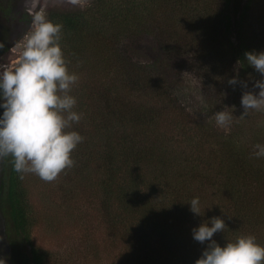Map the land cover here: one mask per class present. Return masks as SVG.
Instances as JSON below:
<instances>
[{"label": "trees", "instance_id": "obj_1", "mask_svg": "<svg viewBox=\"0 0 264 264\" xmlns=\"http://www.w3.org/2000/svg\"><path fill=\"white\" fill-rule=\"evenodd\" d=\"M71 5L49 7L46 17L63 26L69 72L84 67L89 84H96L88 86L86 113L69 128L83 137L71 153L74 164L61 172L71 198L79 185L98 192L103 224L118 249L114 263L195 264L207 242L194 240L193 228L217 216L226 224L213 236L221 245L241 235L264 245V158L253 155L255 145L264 144V115L250 125L234 117L229 130L208 118L220 98L230 100L222 89L233 98L246 90V80L263 79L244 54L264 50V0ZM144 32L160 41L151 62L135 58L121 39ZM201 64L199 75L209 81L200 78L205 104L189 101L183 74L184 65ZM232 77H238L234 85ZM195 197L202 215L190 210ZM3 203L7 232L26 240L33 219L11 156ZM84 243L90 262L96 247ZM48 256L33 248L23 261L48 264Z\"/></svg>", "mask_w": 264, "mask_h": 264}, {"label": "clouds", "instance_id": "obj_2", "mask_svg": "<svg viewBox=\"0 0 264 264\" xmlns=\"http://www.w3.org/2000/svg\"><path fill=\"white\" fill-rule=\"evenodd\" d=\"M35 22L18 65L0 72V160L11 156L15 171L52 181L74 164L71 153L83 139L79 132L68 130L81 119L73 111L76 99L69 94L78 77L69 72L60 45L62 24L42 15ZM244 55L247 64L264 75V50ZM237 81L238 77H232L228 83ZM255 87L260 89L258 94L249 91L242 95V116L250 109L264 108V79L257 80ZM215 118L223 127L230 122L231 113L217 111ZM255 149L253 155L264 158V144H256ZM189 203L194 214L202 215L199 197ZM225 225L217 216L193 228V239L207 242L195 264H264V245L253 235H241L224 245L213 239ZM0 264H7L6 259L0 258Z\"/></svg>", "mask_w": 264, "mask_h": 264}, {"label": "rangeland", "instance_id": "obj_3", "mask_svg": "<svg viewBox=\"0 0 264 264\" xmlns=\"http://www.w3.org/2000/svg\"><path fill=\"white\" fill-rule=\"evenodd\" d=\"M93 1L25 0L23 7L18 12L19 20L15 23L12 32L13 50L10 51V57H6L0 62L1 72L5 69H13L18 65L27 40L35 30L37 15L47 18L46 10L49 7L62 9L67 6L71 8V4H73L75 7L82 8L91 5ZM121 37L129 46V51L139 60L151 62L159 52L160 41L155 32L124 34ZM189 59L192 62L195 57L189 56ZM202 66L203 64L195 67L184 65L183 74L190 81L192 91L187 89L189 101L194 99L205 104L208 103V97H206L208 92L200 79L204 76L199 75ZM70 73H75L78 77L69 93L76 99L73 111L78 108L80 116H84L91 102L87 96L88 86L93 85L92 87H94L96 83L89 84L87 70L84 67L76 66L70 70ZM262 78L264 79V75ZM204 80L209 86L208 77L206 79L204 77ZM256 81L246 80V90L240 95L238 92L233 98H231L232 93L229 94L227 89H222L225 96L230 95V100L224 102L219 95L221 103L216 110L209 112L208 118H215L217 111L227 110L231 113L230 122L223 127L219 125L221 129L227 130L233 128L234 117H238V120H243L248 125L258 122L264 115V108L261 110L250 109L247 115H241L244 112L241 105L242 95L249 91L258 94L260 91L258 87H255ZM222 86L223 83L220 84L221 88ZM190 95L191 97H189ZM190 110L193 108L190 107ZM72 125L73 122L70 127ZM21 186L26 189L28 207L33 222L28 229V238L24 241H21L22 239L18 238L13 231L8 233L10 243L14 244L11 243L12 249L8 264H24V256L31 255L33 248L48 252V264H115L118 249L103 224L99 209V196L95 188L79 185L77 196L71 198L66 193L68 185L62 172L52 181H45L34 173H21ZM88 239L94 243L97 252L90 262L84 258L87 255L84 242Z\"/></svg>", "mask_w": 264, "mask_h": 264}, {"label": "flooded vegetation", "instance_id": "obj_4", "mask_svg": "<svg viewBox=\"0 0 264 264\" xmlns=\"http://www.w3.org/2000/svg\"><path fill=\"white\" fill-rule=\"evenodd\" d=\"M25 0H0V62L10 57V51L13 50L12 32L15 23L19 20L18 12L24 5ZM1 72V70H0ZM3 109L0 108V113ZM9 157L0 160V230L3 229V236H0V249L2 252L1 258H5L7 264L9 263V255L11 253V243L7 232V213L5 210L4 194L6 193ZM7 245L10 250L7 251Z\"/></svg>", "mask_w": 264, "mask_h": 264}, {"label": "water", "instance_id": "obj_5", "mask_svg": "<svg viewBox=\"0 0 264 264\" xmlns=\"http://www.w3.org/2000/svg\"><path fill=\"white\" fill-rule=\"evenodd\" d=\"M0 236H1V238H2V236H3V229H2V228H1V230H0ZM6 250H7V251L10 250V247H9L8 245H7ZM1 256H2V252H1V249H0V258H1Z\"/></svg>", "mask_w": 264, "mask_h": 264}]
</instances>
